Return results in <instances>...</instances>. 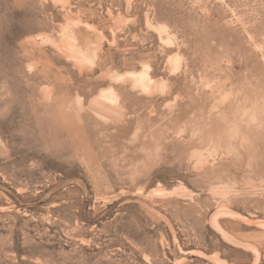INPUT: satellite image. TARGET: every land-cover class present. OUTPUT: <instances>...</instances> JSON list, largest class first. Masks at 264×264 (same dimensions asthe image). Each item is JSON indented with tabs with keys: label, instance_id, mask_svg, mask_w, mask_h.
Masks as SVG:
<instances>
[{
	"label": "rangeland",
	"instance_id": "obj_1",
	"mask_svg": "<svg viewBox=\"0 0 264 264\" xmlns=\"http://www.w3.org/2000/svg\"><path fill=\"white\" fill-rule=\"evenodd\" d=\"M0 264H264V0H0Z\"/></svg>",
	"mask_w": 264,
	"mask_h": 264
}]
</instances>
